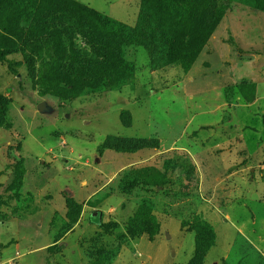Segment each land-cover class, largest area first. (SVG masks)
I'll list each match as a JSON object with an SVG mask.
<instances>
[{
  "label": "rangeland",
  "instance_id": "rangeland-1",
  "mask_svg": "<svg viewBox=\"0 0 264 264\" xmlns=\"http://www.w3.org/2000/svg\"><path fill=\"white\" fill-rule=\"evenodd\" d=\"M73 1L129 28L142 2ZM210 4L223 18L187 70H153L147 51L128 45L119 73L105 75L109 89L98 86L92 21L70 9L55 30L59 61L72 73L40 85L54 58V40L46 37L27 60L17 53L0 63V96L8 100V127L0 128V264H190L198 236L216 245L209 211L224 222L231 264H264L220 206L233 189L216 190L210 178L202 197L186 152L188 140L233 136V127L221 126L229 122L246 123L251 137L264 134V0ZM257 96L259 104L247 108ZM214 194L216 205L204 202ZM223 250L220 237L204 264Z\"/></svg>",
  "mask_w": 264,
  "mask_h": 264
},
{
  "label": "trees",
  "instance_id": "trees-1",
  "mask_svg": "<svg viewBox=\"0 0 264 264\" xmlns=\"http://www.w3.org/2000/svg\"><path fill=\"white\" fill-rule=\"evenodd\" d=\"M210 2L142 0L136 26L129 28L73 0H0V63H7V57L17 53H22L27 60L26 53L38 52L42 37H46L54 40V58L43 68L40 85L57 84V78L72 73V68L62 66L59 61L61 31L55 30L61 18L58 15L70 9L92 21L94 46L99 56L93 71L98 86L109 89V78L105 75L119 73L122 69L118 64L122 63L121 48L128 45L144 48L153 70L174 64H180L187 70L199 58L223 18V13L217 8L209 12ZM48 28L55 30L49 38L46 34ZM8 69L13 74L17 73L12 63H8ZM76 80L73 78L75 83ZM57 96L63 99L60 93ZM7 107L8 100L0 96V128L8 127L4 120ZM213 242L212 239L205 245L198 236L190 264H204L207 253L214 247Z\"/></svg>",
  "mask_w": 264,
  "mask_h": 264
},
{
  "label": "crops",
  "instance_id": "crops-1",
  "mask_svg": "<svg viewBox=\"0 0 264 264\" xmlns=\"http://www.w3.org/2000/svg\"><path fill=\"white\" fill-rule=\"evenodd\" d=\"M259 102L260 97L257 96V100L247 108L256 106ZM221 126L225 127V130L233 127L234 135L219 131L220 134L210 139L204 137L188 140L186 143L188 145L186 152L197 166V175L200 178L199 194L202 197L205 195L207 189L205 183L211 180L217 182L216 190L226 187L231 191L232 188L233 196L226 198V202L221 203L220 206L226 209L229 218L232 217V227L236 235L244 240L255 253L261 252L264 255V180L261 177V175L264 176V134L251 137L248 134L250 129L247 128L246 123L239 122V124L233 125L232 122H229L228 125ZM228 181H231V184L227 186ZM223 194L225 195V193ZM212 196L204 202L208 201L216 205L219 196L216 194ZM212 204L205 206L211 208ZM248 207L253 208L254 216L245 212ZM204 218L215 229L217 241L214 248L219 247L220 237L226 244L223 256L217 261L215 260L213 264H221L222 261L231 264L230 249L232 244L229 243L227 231L221 226L224 223L221 215L209 211ZM216 226L220 227V231ZM236 264H239V260Z\"/></svg>",
  "mask_w": 264,
  "mask_h": 264
},
{
  "label": "water",
  "instance_id": "water-1",
  "mask_svg": "<svg viewBox=\"0 0 264 264\" xmlns=\"http://www.w3.org/2000/svg\"><path fill=\"white\" fill-rule=\"evenodd\" d=\"M41 107V106H40Z\"/></svg>",
  "mask_w": 264,
  "mask_h": 264
}]
</instances>
